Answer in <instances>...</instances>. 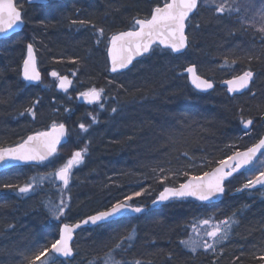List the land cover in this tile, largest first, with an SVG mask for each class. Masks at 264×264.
I'll return each mask as SVG.
<instances>
[{
	"label": "trees",
	"instance_id": "16d2710c",
	"mask_svg": "<svg viewBox=\"0 0 264 264\" xmlns=\"http://www.w3.org/2000/svg\"><path fill=\"white\" fill-rule=\"evenodd\" d=\"M16 2L24 12L26 29L0 40V147L15 146L28 135L48 131L53 123H64L69 144L60 149L55 164L76 150L87 148V153L67 190L49 178L31 193L18 192L19 186L34 184V177L54 172L48 165L0 173V264H28L37 250L59 237L63 223H78L137 191L144 194L130 202L145 208L146 214L82 230L74 244V260L63 264H113V260L119 264H213L214 260L217 264H263L255 258L264 249L261 192L232 196L253 178L251 173L245 179L249 171L226 185L228 195L219 205L176 201L151 208L164 187L186 181L184 171H210L218 160L246 150L263 137L264 33L257 30L261 21L254 17L260 0H227L239 9L231 18L227 13L220 17L202 0L189 22L185 55L157 50L116 76L107 70V37L130 30L134 18L148 16L163 0H49L47 6ZM237 15L246 17L243 25L237 23ZM79 20L88 23H73ZM92 25L105 30L99 44ZM28 44L33 45L43 73L41 86H28L22 79ZM71 59L78 63H70ZM225 59L229 65H224ZM191 65L215 83L213 93L201 95L191 89L185 76ZM249 69L255 75L251 90L231 98L221 84ZM52 70L67 75L76 89L60 93L57 81L49 76ZM73 70H78L75 76ZM89 87L107 89L103 111L77 102V94ZM29 107H34L35 119L25 112ZM112 107L117 108L115 113ZM248 118L255 122L251 132L241 123ZM81 123L87 132L80 129ZM164 176L168 178L161 184L157 177ZM6 184L17 187L5 188ZM62 192L69 208L54 219L50 208L59 205ZM233 214L238 221L234 233L215 256L202 250L193 254L181 244L195 220H222ZM130 234L133 239L127 240Z\"/></svg>",
	"mask_w": 264,
	"mask_h": 264
},
{
	"label": "snow or ice",
	"instance_id": "6c2138e0",
	"mask_svg": "<svg viewBox=\"0 0 264 264\" xmlns=\"http://www.w3.org/2000/svg\"><path fill=\"white\" fill-rule=\"evenodd\" d=\"M209 7V10L214 11L220 17L231 18L232 13L239 12L238 8L229 6L227 0H203ZM201 0H163V3H157L151 10L150 14L144 18H134L133 27L130 30L119 31L107 37L106 52H107V70L113 74H122L125 69L131 70L133 62H139L140 57H144L157 50L167 49L171 53H182L189 47V38L186 34L187 22L190 16L197 10ZM258 16L261 21V26L257 30L264 33V0H260L259 6L255 9L254 17ZM246 17L237 15L236 21L243 25ZM24 20L22 17V10L17 7L14 0H0V34H5L8 31H14L16 27L23 25ZM84 25L88 22L84 20L73 21ZM254 26V18L252 21ZM96 30L97 43L101 42V38L105 36L103 28H97L92 25ZM241 31H246L241 27ZM262 46H264V37L261 38ZM27 58L23 63V79L28 82L39 83L41 81L40 72L36 67V57L32 44L27 46ZM257 57H249L254 59ZM70 63H78L77 59L69 60ZM237 61L233 59L231 64ZM224 65H229V61L225 59ZM222 65V67L224 66ZM78 70H73L72 75L75 76ZM185 71L188 73L191 83L200 91H208L213 88V83L208 79L202 78L197 74L195 65L188 66ZM50 76L58 83L56 87L67 93L72 86L73 81L67 75H61L58 71L52 70ZM254 72L249 69L243 71L242 74L235 75L231 79L225 81L229 85L228 91L230 93H238L244 89L249 88L250 82L253 80ZM115 77L109 79L108 83L112 84ZM106 88L89 87L87 90L81 91L78 98L82 99L89 105H96L99 108L104 107V100ZM254 95V93H253ZM39 103V101H36ZM68 111V109H65ZM111 111L115 113L117 108L112 107ZM28 115L35 119L36 113L34 107L25 109ZM21 112L20 115H24ZM264 118V117H262ZM92 122H96V118H92ZM241 123L245 129L253 126V119H242ZM83 132H87L88 128L85 124L79 125ZM67 129L64 123H53L49 131H39L33 135H28L22 142L15 146L0 147V164L6 160L16 161L22 163H30L36 165L54 166V158L57 155L58 145L66 137ZM87 148L76 150L72 153L71 157L66 160L61 166L56 168L52 173H47L45 176L34 177L35 183H28L18 187L20 194H28L40 187L42 183L49 179L54 178L62 183L63 189H68L72 170L79 167L84 163ZM185 155H187L185 153ZM259 156H264V138H260L258 142L246 148L244 151H234L226 158L220 159L216 162L217 166L210 171H203L202 174H190L187 171L183 175L187 177L185 182L179 184L178 187H164L159 193L157 200L153 203L168 201L173 198H188L192 197L201 202H208L214 198H220L225 194V180L231 177L234 173L239 172L242 168H247L253 164V161ZM259 167L251 169L253 178L249 179L243 184L241 189L256 188L257 185L264 186V161H259ZM164 172V168L159 169ZM156 172V169H153ZM161 184L168 178L157 177ZM5 188L17 187L15 185L6 184ZM142 191H137L133 195L126 196L123 201H117L109 209L100 211L95 215H91L84 219L81 223L70 225L63 223L60 227L59 237L52 240L50 245L40 248L28 260V264H63L60 258H68L73 256V248L71 241L76 229L81 228V225L91 224L93 226L102 225L110 219L122 216L125 212L141 213L144 209L139 206H133L129 202L133 200V196L139 197L143 195ZM70 200V197L68 198ZM69 205L61 193L59 205L50 209L54 219L62 217ZM238 221L235 214L222 220H215L214 218H203L195 220L191 226L192 233L187 239L182 240L181 244L185 249L196 254L198 250L204 253H211L213 256L217 254V248L228 241L233 232V226ZM204 227V231H200V227ZM127 240L133 239V235L126 237ZM117 248L122 247L121 244L116 245ZM222 252L223 249L221 248ZM51 254V255H50ZM111 256V253H109ZM46 257V259H44ZM171 258V257H170ZM256 259L264 262V249L255 256ZM240 259L239 256L236 257ZM113 264H119L118 261L113 260ZM139 264V262H136ZM213 264H217L214 260ZM241 264L243 262L241 261Z\"/></svg>",
	"mask_w": 264,
	"mask_h": 264
},
{
	"label": "water",
	"instance_id": "95a60500",
	"mask_svg": "<svg viewBox=\"0 0 264 264\" xmlns=\"http://www.w3.org/2000/svg\"><path fill=\"white\" fill-rule=\"evenodd\" d=\"M26 1H27V5H29V6H47V5L49 4L48 0H26ZM14 3H16L15 0H14ZM16 4H17V3H16ZM17 7H18V6H17ZM199 7H200V5L198 6L197 10H196V11L190 16V19H189V21L187 22V25H188V23L190 22V20H191L196 14H197V12H198V10H199ZM22 17H23V20H24V15H23V13H22ZM25 29H26V22L24 21L23 25L16 27L14 31H8V32H6L5 34H0V40H6V39H10V38H12V37H14V36L20 35V34L24 33ZM187 32H188V26H187V28H186V34H187ZM188 49H189V47H188L187 49H185L182 53H173V54H174L175 56H183V55H185V54L187 53ZM161 50H163V51H170V50H167V49H161ZM34 54H35V57H36V67H37V70L40 72V70H39V65H38V60H37V55H36L35 50H34ZM151 54H152V53H150V54H148V55H146V56H144V57H140V58H138V59H139V62H141L142 60L148 58ZM27 55H28V53H27ZM26 58H27V56H26ZM139 62H138V63H139ZM135 64H137L136 61L133 62V66H130V69H132V68L134 67ZM196 70H197V68H196ZM129 71H130V70L125 69L124 72H123L122 74H125V73H127V72H129ZM109 73H110V72H109ZM197 74L199 75L198 71H197ZM40 75H41V81H40L39 83H36V82H28V81H25L24 79H23V81H24L26 84L31 85V86H39V85H41L42 80H43V76H42L41 72H40ZM110 75H111V76H116V75H121V74H113V73H110ZM185 76H186L187 79H188V83H189L191 89H192L193 91H195L196 93H198V94H201V95H209V94L213 93V92L215 91V89H216L215 84H214L212 81H210V82L213 83V88L210 89V90H208V91H200V90L196 89V88L194 87V85L191 83V80H190V78H189V75H188V73H187L186 71H185ZM50 77H51V76H50ZM254 77H255V75H254ZM254 77H253V80H252V81L250 82V84H249V88H248V89H244V90H242L241 92H238V93H230V92L228 91L229 85H227L225 82L221 85V88L224 89V90H226L227 93H228V95H229L231 98H235V97H237V96H241V95L245 94L246 92H248V91L250 90V88H251V86H252V84H253V81H254ZM22 78H23V70H22ZM51 78H52V77H51ZM202 78H203V77H202ZM53 79H54V78H53ZM71 88H72V86L69 88L68 92L71 90ZM58 90H59V89H58ZM60 91H61V90H60ZM76 99H77V101H78L81 105H89V104H87L86 102H84L82 99H79V98H78V95H77ZM89 106H95V105H89ZM253 126H254V123H253ZM253 126H251L249 129H245V128H244V129H245L246 131H251V130L253 129ZM66 129H67V135H66V137L61 141V144L58 145V151H59L60 148H62V147H64V146H66V145L69 144L68 128L66 127ZM262 138H264V136H263ZM58 151H57V153H58ZM259 157H260V156L258 155V157L256 158V160H257ZM256 160H254L253 163H254ZM46 163H47V162H46ZM252 165H253V164H252ZM252 165H249L247 168H242V169H240L239 172L234 173L231 177H229L228 179L225 180V194H224L222 197H220V198H214L213 200L208 201V202H201V201H198V200H196L195 198H192V197L183 198V199L173 198V199H170V200H168V201L158 202V203H156V204L153 203V204L151 205V207H152V208H156V207H164V206H166L167 204H169V203H171V202H174V201H195V202H198V203H200V204H202V205H204V206H216V205H219V204H221V203L223 202V200H224V198H225V196H226V185H227V183H229L230 181H232V180H233L235 177H237L238 175L243 174V173H244L246 170H248ZM39 166H42V165H36V164L22 163V162H16V161H9V160H6L4 163L0 164V173L6 172V171H10V170L15 169V168L39 167ZM72 171H73V170H72ZM263 187H264V186L257 185L256 188H252V189H244V190L241 191V192H237V193H235L234 196H240L241 193H246V192H256V191L261 190ZM156 200H157V199H156ZM143 209H144V208H143ZM145 212H146L145 209H144L143 212L138 213V214H137V213H132V212H125L122 216H118V217H116V218H114V219H110V220H108L107 222H104L102 225H96V226H93V225H91V224H88V225H83V224H82V225H81V228L76 229V231L74 232V234H73V239H72V241H71V246H72V248H73L74 243H75V241H76V236H77V234L80 233L82 230H85V229H92V228H96V227H102V226H104V225L110 224L111 222H113V221H115V220H119V219H122V218H135V217H138V216H142V215H144ZM85 219H86V218H85ZM82 221H83V220H82ZM82 221H80V222H78V223H81ZM73 225H75V224H73ZM60 259H61L62 261H72V260L74 259V250H73V256H72V257H68V258H60ZM263 264H264V263H263Z\"/></svg>",
	"mask_w": 264,
	"mask_h": 264
},
{
	"label": "rangeland",
	"instance_id": "374dc122",
	"mask_svg": "<svg viewBox=\"0 0 264 264\" xmlns=\"http://www.w3.org/2000/svg\"><path fill=\"white\" fill-rule=\"evenodd\" d=\"M51 1H54V0H51ZM204 5L207 6L206 4H204ZM207 8H209V7L207 6ZM193 36H195V35L193 34ZM73 82H74V81H73ZM73 85H74V83H73ZM74 88L76 89L75 86H74ZM43 89H48V88L44 87ZM60 93H61V92H60ZM100 110L103 111V110H104V107H103L102 109L100 108ZM60 160H61V161H59V163L54 164V166H50V167H51V168H50V171H52V170L55 171L56 168H58V167L61 166L64 162H66L67 159H65V158H61ZM259 161H260V159H259ZM261 161H264V156L261 157ZM256 164H257V165H256ZM256 164H254V165L252 166L251 169H254L255 167H259V166H260L259 163H258V161H257ZM82 166H83V164L80 165L79 167H77L75 170L81 168ZM251 169L249 170V173H247L246 176H245V179H246V180L249 179V175L252 173ZM72 183H73V178L71 177V179H70V186L72 185ZM260 196H261L262 199H264V191L260 193ZM130 204L133 205L132 202H130ZM133 206H136V205H133ZM50 209H53V208H50ZM50 212H51V210H50ZM234 229H235V225L233 226V232H232V235H233V233H234ZM200 231H201V232L204 231V227H203V226L200 227ZM189 235H194V234L192 233V230L188 233V236H189ZM232 235H231V236H232ZM231 236H230V237H231ZM187 238H188V237H187ZM131 263H132V261H129L128 264H131Z\"/></svg>",
	"mask_w": 264,
	"mask_h": 264
},
{
	"label": "bare ground",
	"instance_id": "6f19581e",
	"mask_svg": "<svg viewBox=\"0 0 264 264\" xmlns=\"http://www.w3.org/2000/svg\"><path fill=\"white\" fill-rule=\"evenodd\" d=\"M109 74H110V73H109ZM110 76H111V75H110ZM208 80H209V79H208ZM209 81H211V80H209ZM212 82H213V81H212ZM129 203H130V202H129ZM152 204H153V203H152ZM152 204H151V205H152ZM151 208H152V207H151ZM146 212H147V210H146ZM146 212H145V214H146ZM73 250H74V249H73ZM74 258H75V252H74ZM44 259H46V258H44ZM73 260H74V259H73ZM73 260H72V261H73ZM72 261H69V262H72ZM38 264H39V263H38Z\"/></svg>",
	"mask_w": 264,
	"mask_h": 264
}]
</instances>
